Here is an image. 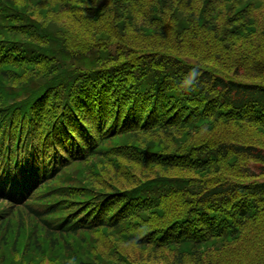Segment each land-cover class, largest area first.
Segmentation results:
<instances>
[{"label": "trees", "instance_id": "1", "mask_svg": "<svg viewBox=\"0 0 264 264\" xmlns=\"http://www.w3.org/2000/svg\"><path fill=\"white\" fill-rule=\"evenodd\" d=\"M57 1L73 19L70 34L49 33L36 15L45 0H0V259L15 264L20 253L63 252L71 264H115L84 260L78 252L95 234L121 232L157 254L177 249L172 264H187L189 257L191 264H206L204 248L238 239L264 216V181L157 175L109 188L97 183L109 177L102 162L117 166L116 158L130 157L127 137L163 131L168 138L179 131L197 137L161 158L150 151L130 160L188 173L224 170L234 157L255 165L244 167V177H264L263 147L214 134L218 125L231 124L264 132V82L250 81L253 66L226 51L237 64L235 77L133 40L142 0ZM191 2L182 29L196 41L206 33L205 50L223 49L217 11L200 15ZM257 17L253 10L232 16L234 38L253 32ZM241 20L249 23L237 25ZM146 25L164 34L155 22Z\"/></svg>", "mask_w": 264, "mask_h": 264}, {"label": "rangeland", "instance_id": "2", "mask_svg": "<svg viewBox=\"0 0 264 264\" xmlns=\"http://www.w3.org/2000/svg\"><path fill=\"white\" fill-rule=\"evenodd\" d=\"M45 1H47L46 4L36 10V15L45 23L49 33L65 31L70 34V27H73L74 23L69 12L57 0ZM187 1L164 0L163 3L158 4L159 0H142L143 12L136 15V19L140 23V31L137 34H129V37L133 40L141 39L151 47L154 46L158 49L164 47L163 50L179 56L186 62L198 64L232 77H235L237 67V64L233 61H248L253 66V70L249 76L250 79L244 77L242 80L248 81L249 79L257 83L264 82V3L257 4L251 0H192L191 5L195 6L200 15L208 14L215 9L217 11L216 24L221 34L225 31L226 39L217 42L223 46V49H218V46L214 44L210 46L214 48L212 51L210 48L208 50L204 49L206 33H204L202 41H196L189 32H185L188 28L182 29L186 25L184 23H186ZM83 6H88V4ZM156 6V10H154ZM245 10H253L254 14L260 18H254L253 22L255 24L251 26L254 29L253 32H242L240 38H234L233 29H236V25L233 24L234 20H231V18ZM78 11L81 14L80 11L82 10L78 9ZM128 20H131V18L128 17ZM147 21L152 24L155 22L164 34L162 36L155 35L154 29L146 25ZM248 23L246 20H241L237 22V25L246 26ZM135 26V24L131 25V27ZM235 31H238V29ZM8 39H16V37L10 36ZM225 51L230 57H233V61L228 58ZM218 53H221L219 59L217 58ZM4 88L0 83V91ZM217 127L214 134L225 142L258 145L264 148V132L260 128L244 124L218 125ZM181 133L186 132H174L168 138H166L163 131L127 137L123 141L125 145H128L126 153L130 157L124 155L120 158L115 157L117 166L112 162H102L105 163L104 169L109 177L108 179L100 178V182L97 183L109 188H114V184L125 188L140 183L143 178L153 179L152 177L157 175L163 177L165 175H206V179L213 183L223 177L244 184L264 181V177H244L242 174L244 167H254L255 165L250 161L234 157L227 160L224 170L217 167L202 171L193 170L188 173L179 169L170 172L165 167H160L157 164L144 163L141 165L130 160L141 152L149 153L150 151H154L157 153L155 156L161 158L160 154H165L161 152H178L177 147L189 144L191 142L189 140L197 137L193 135L194 133L189 136L181 135ZM99 162L97 161L94 165H99ZM95 178L98 177L95 176ZM97 183L93 182L92 185L96 186ZM86 242L90 246L83 244L82 249L78 252L79 257L97 263L172 264L180 253L177 249L170 248L157 254L154 248L138 245L134 241L128 240L121 232L110 233L108 236L103 233L95 234L93 240L86 239ZM77 243V246L80 247V241H77ZM217 243L213 242L204 248V261L206 264H264V216L249 222L238 239ZM21 254L15 255V257L12 256L15 264H71V262L62 259L64 257L63 252L62 255L48 253L45 256L36 255L33 252L26 257H21ZM154 254L157 255L156 258H152L155 256ZM161 255H163V259L159 258ZM0 262L1 264L6 263L1 259ZM187 264H191L190 257L187 258Z\"/></svg>", "mask_w": 264, "mask_h": 264}]
</instances>
